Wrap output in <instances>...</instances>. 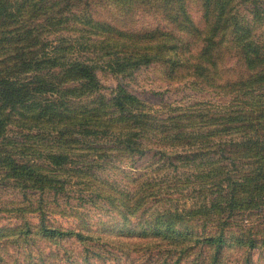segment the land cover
<instances>
[{
    "label": "trees",
    "instance_id": "trees-1",
    "mask_svg": "<svg viewBox=\"0 0 264 264\" xmlns=\"http://www.w3.org/2000/svg\"><path fill=\"white\" fill-rule=\"evenodd\" d=\"M150 65L225 101L160 119L122 86L102 92L97 72ZM151 134L172 150L160 161H198L207 202L180 208L169 198L180 186L159 179L162 212L135 221L132 208L95 231L82 214L72 230L48 227L40 201L39 239L87 255L107 238L145 264H264V0H0V183L56 197L68 173L143 156Z\"/></svg>",
    "mask_w": 264,
    "mask_h": 264
},
{
    "label": "rangeland",
    "instance_id": "rangeland-1",
    "mask_svg": "<svg viewBox=\"0 0 264 264\" xmlns=\"http://www.w3.org/2000/svg\"><path fill=\"white\" fill-rule=\"evenodd\" d=\"M195 21L199 22V15ZM96 75L104 94L122 86L145 105L155 108L160 119L187 113L186 109L192 106L204 107L225 101L187 83H167L156 65L143 66L125 78L106 71L97 72ZM195 114L193 112L191 115ZM150 136H140L147 148L143 156L133 155L129 158L115 153L114 156H119L117 158H121L123 163H119V159L112 162L107 159L85 173L76 171L66 174L65 193L56 197L41 194L35 189H20L11 182L0 183V264H145L147 256L133 253L126 258L117 251L113 252L108 244H117L107 238L103 240L107 244H90L87 255L83 254L84 246L74 240H41L38 236L40 213L37 210L38 203L43 201L47 226L63 230L78 226L76 219L79 214L88 220L95 231H99L101 225L110 223L122 226L125 210L131 211L133 208L131 218L134 217L135 221L139 209L148 216L154 211H163L168 190L160 195L163 198L160 200L157 192L163 186L157 182L159 179L167 188L169 184L180 186L176 191L169 189V198L176 200L180 208L198 209L200 204L207 202L206 196H211L208 195L211 183H206L208 179L201 178L199 168L196 169L198 161L192 158L189 161L195 162L187 161L182 165L170 159L160 161L162 152L172 150L162 145L155 147V138L152 134ZM143 182H147V193L144 199H139L138 192ZM77 196L86 199L81 201ZM62 211L64 213L60 215ZM27 227L31 230L25 234ZM155 255L157 260L160 256L155 253L153 257ZM71 261L73 263H69Z\"/></svg>",
    "mask_w": 264,
    "mask_h": 264
}]
</instances>
